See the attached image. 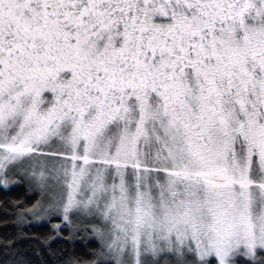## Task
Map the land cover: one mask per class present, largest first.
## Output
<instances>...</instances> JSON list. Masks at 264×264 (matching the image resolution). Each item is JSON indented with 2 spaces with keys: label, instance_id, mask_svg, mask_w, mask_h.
I'll return each mask as SVG.
<instances>
[{
  "label": "snow or ice",
  "instance_id": "obj_1",
  "mask_svg": "<svg viewBox=\"0 0 264 264\" xmlns=\"http://www.w3.org/2000/svg\"><path fill=\"white\" fill-rule=\"evenodd\" d=\"M21 184L3 264H264V0H0Z\"/></svg>",
  "mask_w": 264,
  "mask_h": 264
},
{
  "label": "trees",
  "instance_id": "obj_2",
  "mask_svg": "<svg viewBox=\"0 0 264 264\" xmlns=\"http://www.w3.org/2000/svg\"><path fill=\"white\" fill-rule=\"evenodd\" d=\"M29 190L27 185L21 184L18 186H14L10 191L0 190V264H3L2 253L4 251L3 244L7 240H11L15 238L17 233V228L15 225L16 217L14 215H8L5 212V207L11 209V202L20 199L28 198ZM36 199L35 195H32L30 199H28V203H31ZM23 232L26 234L28 239H20L18 244L20 247H27L30 251H35L38 247L39 249L45 252L47 256V249L50 246L52 249H63V248H71L72 244L66 243L62 239H55L49 242H45V238L51 235H54L50 229V225L48 223H33L31 226H26L23 228ZM63 236H67L68 232L65 230L62 233ZM77 248L82 247V242L78 239L75 245ZM88 248L96 247L95 241L87 245ZM51 259V257H48Z\"/></svg>",
  "mask_w": 264,
  "mask_h": 264
},
{
  "label": "rangeland",
  "instance_id": "obj_3",
  "mask_svg": "<svg viewBox=\"0 0 264 264\" xmlns=\"http://www.w3.org/2000/svg\"><path fill=\"white\" fill-rule=\"evenodd\" d=\"M41 223H43V222H41Z\"/></svg>",
  "mask_w": 264,
  "mask_h": 264
}]
</instances>
